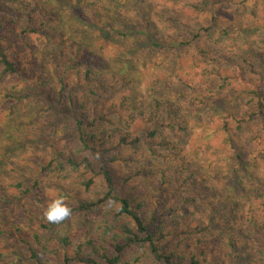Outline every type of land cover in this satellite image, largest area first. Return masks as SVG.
I'll use <instances>...</instances> for the list:
<instances>
[{
    "label": "trees",
    "instance_id": "obj_1",
    "mask_svg": "<svg viewBox=\"0 0 264 264\" xmlns=\"http://www.w3.org/2000/svg\"><path fill=\"white\" fill-rule=\"evenodd\" d=\"M246 1L186 2L204 24L164 41L144 0H0V128L21 105L38 106L32 131L14 126L0 148V241H16L0 264H264V0ZM189 46L199 78L172 99L176 59L164 60ZM151 52L164 79L135 103L128 86L140 82L112 65L146 69ZM190 121L225 139L208 174L180 154ZM65 131L68 144L57 143ZM45 135L32 172L6 175L5 163ZM70 177L87 196L59 188L72 215L48 222L45 187Z\"/></svg>",
    "mask_w": 264,
    "mask_h": 264
},
{
    "label": "rangeland",
    "instance_id": "obj_2",
    "mask_svg": "<svg viewBox=\"0 0 264 264\" xmlns=\"http://www.w3.org/2000/svg\"><path fill=\"white\" fill-rule=\"evenodd\" d=\"M145 3H150V5L153 7L152 10V19L151 23L154 26V34L158 35V37L161 38V40H173L170 38L177 37L179 35V38L183 39V33H185L186 30L189 28H193L195 26H198L199 24H204V15L200 13H193L192 9H188L185 6V3H195L198 4L201 0H144ZM241 0H235V3L239 5H234L236 8L240 6ZM256 0H247L246 4L249 6ZM233 4V3H232ZM262 5L261 1H258V10L259 7ZM231 9H234L233 6H227L226 8H223L220 10V22L222 23H228V19L230 17V13L232 12ZM240 13V11L238 12ZM238 18L234 19L233 23ZM185 28V29H183ZM178 29V30H177ZM33 41V45H38V42L33 38L31 39ZM127 45H131L128 44ZM114 51V50H112ZM153 54H145L146 58L148 59L147 68L143 69L139 63H134V70H124L123 72L119 71V67L117 64L112 65V71L115 73L125 74V78L128 80L136 79L137 82H140L137 86L131 84L128 86V93H130L131 98L135 99V103L139 102L144 98L147 94L153 92V87H157L158 83L157 79L161 80L164 79V74L160 72V69L162 68L159 66L156 69L151 68V64H156L157 62L161 61L159 59V55L161 52H151ZM195 53V48L192 46H189L184 52L180 54L179 57H176L175 55H168L166 57V60L164 62L167 65L169 62L175 60V72L172 73L169 77L174 78L175 80L178 79V81L175 82L173 80V84L171 85L170 90L167 92L168 97L173 98V96H177V90L176 86L180 85L181 82L188 85L189 83H193L196 80H198L199 76L197 73H195V69L191 67L192 62L197 63V59H194L192 62L190 61L192 55ZM163 62V59H162ZM161 62V63H162ZM205 63H202L201 65H204ZM178 71V76L175 74ZM171 73V72H170ZM121 76V75H120ZM156 82V84H155ZM155 84V85H154ZM162 91H159V93ZM226 94L227 92H223ZM82 94V93H81ZM80 94V95H81ZM137 94V96H136ZM78 95V94H77ZM38 106H35L34 103H28L26 105H21L19 108V111L16 115L12 116L11 120H14V122L9 126H7L4 130L0 128V148L5 147V143H7V139L11 136V133L17 134L18 131L13 132L14 126H18L23 128V131H25V128H28L29 131H32V128L29 126L32 125L30 123V117L32 114L34 115V112L36 111ZM3 114V113H2ZM2 114L0 113V118L2 117ZM214 119L217 120L220 117V113L216 112L213 115ZM139 120H136L133 124V129L141 128L143 123H140ZM3 123V122H2ZM136 128V129H137ZM213 126L210 125V123H207L206 121H190L188 126V131L193 135L190 138V144L185 146L184 151H181L180 154H182L183 157H186L188 160L192 162H199L200 164L203 163V165H207L209 167L208 170H206L205 174H208L209 171H212V166L209 164L210 160L214 157H224L225 152L223 151L224 148V137L222 135H218L217 133L214 134L215 136H212L211 138H206V135L213 133ZM208 130V131H207ZM204 132V133H203ZM22 132H19V135H21ZM36 135V134H35ZM33 136L34 138L36 136ZM68 133L65 131L60 138L56 140L59 144H68ZM15 136V135H14ZM49 136L45 135L42 138L38 139V142H33V144H28V148L31 150H28L25 152V154H19L12 159L9 163L6 162L3 166L6 175L11 177H16L18 172L28 173L30 174L32 172L33 166L31 164L30 160H35L37 158H42L47 154V151L44 150L45 146L43 144L48 143ZM13 140H18L14 138ZM42 142V144H41ZM10 145V144H9ZM179 151V150H177ZM215 155V156H214ZM212 176V175H211ZM77 179L70 177L69 179H58L55 181H50L49 184L45 187V193L47 196V201L50 203L52 200L56 199V193L59 188L66 187L69 188L70 192L74 194V196L78 198H84L87 196V193L80 190L75 182ZM72 200L65 201V203H69ZM74 203V201H72ZM80 222L76 217H72L69 220L70 224V230L72 233H75L76 235L79 233L81 234L80 230H77L79 228L78 224ZM67 224V221L63 222L62 225ZM81 225H85L87 227L86 221L82 222ZM16 241L13 239L7 240V241H0V250H12L16 248V244L12 243ZM254 244H252L251 247H253ZM251 250V249H250ZM58 260V257H56ZM57 262V261H56Z\"/></svg>",
    "mask_w": 264,
    "mask_h": 264
},
{
    "label": "clouds",
    "instance_id": "obj_3",
    "mask_svg": "<svg viewBox=\"0 0 264 264\" xmlns=\"http://www.w3.org/2000/svg\"><path fill=\"white\" fill-rule=\"evenodd\" d=\"M48 222L60 223L72 215L71 208L65 203L63 197L52 200L43 213Z\"/></svg>",
    "mask_w": 264,
    "mask_h": 264
}]
</instances>
